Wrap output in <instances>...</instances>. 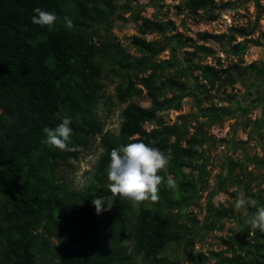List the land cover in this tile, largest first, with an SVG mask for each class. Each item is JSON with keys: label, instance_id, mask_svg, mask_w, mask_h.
I'll use <instances>...</instances> for the list:
<instances>
[{"label": "trees", "instance_id": "1", "mask_svg": "<svg viewBox=\"0 0 264 264\" xmlns=\"http://www.w3.org/2000/svg\"><path fill=\"white\" fill-rule=\"evenodd\" d=\"M162 1L146 6L157 10ZM247 1L259 6V0ZM36 7L55 13L53 26L32 23ZM142 8L138 0H0V264H181L163 255L172 245L185 253L193 245L188 236L197 232L198 221L186 210L199 207L208 189L210 150L218 143L242 148L231 139L215 140L210 130L237 116L232 126L242 122L245 131L250 124L243 118L262 106L251 134L264 133V90L245 85L248 75L264 67V62L258 67L243 61L250 46L260 42L251 38L255 29L231 26L221 34L198 32L193 39L170 19L140 16ZM232 9L228 0H183L173 7L183 19L205 22ZM66 18L74 25L70 30ZM129 21L137 26L129 43L135 56L111 35L116 22ZM259 35L264 40V33ZM209 43L224 59L215 57ZM164 53L167 57L160 58ZM106 78L115 81L116 102L124 105L116 133L104 131L98 113ZM238 84L245 90L236 99L228 91ZM143 96L148 107L131 102ZM219 96L228 105L213 101ZM185 99L192 100L190 112L168 123L162 113L180 112ZM57 113L71 117L69 147L79 150L61 151L46 142L43 129L61 122ZM136 137L169 157L159 174L165 180L172 176L175 187L161 183L155 202L134 204L116 196L110 210L97 214L93 198L111 195L106 171L111 150ZM95 138L102 152L83 187L73 189L61 168L78 161ZM230 165L239 174L222 169L216 175L205 204L211 217L204 218L201 230H222L221 221L232 214L231 208L212 206L217 194L232 190L236 198L243 190L257 205L241 208L245 215L234 220L237 235L223 241L222 251L205 259L197 255L194 264L212 259L214 264H264V232L246 223L264 207V177H255L241 162ZM255 165L264 168V158Z\"/></svg>", "mask_w": 264, "mask_h": 264}, {"label": "rangeland", "instance_id": "2", "mask_svg": "<svg viewBox=\"0 0 264 264\" xmlns=\"http://www.w3.org/2000/svg\"><path fill=\"white\" fill-rule=\"evenodd\" d=\"M151 0H138V3L143 6L140 10V16L146 18H157L162 20L170 19L174 22L179 32L184 35L190 36L195 39V35L198 32H207L211 34H221L227 31L231 26L244 27L247 30L255 29V33L251 35V38L258 40V45H251L246 55L243 57L244 65L256 63L260 66L261 62H264V40L259 35L264 33V0H259V6H255L252 2L247 0H228L230 1L233 9L222 14L220 19L215 22L205 21H192L189 18L183 19V16H177L173 7L178 5L183 0H163L157 10L146 6ZM225 0H216V2ZM129 15H124V18H128ZM257 21L258 25L255 26ZM181 24L187 29L183 32ZM112 37L115 38L116 42L120 44L122 48L127 50L131 55L135 56V51L129 45L132 37L137 36V26L132 21L123 23L116 22L113 29L111 30ZM148 40L154 39V35H148ZM240 40V39H238ZM207 47L211 48L215 54V57L224 59L221 53V49L213 43L206 44ZM167 53H164L160 58L165 59ZM207 62H211V59H207ZM248 81L245 85H253V89L256 92L264 90V67L253 75H248L246 78ZM105 85L104 97L100 100L98 113L101 116L104 131H110L116 133L118 125L120 123V112L124 108V105H119L115 99V81L110 82L107 78L102 80ZM244 85L238 84L234 90H229L230 94L235 95L236 99L242 97L244 93ZM226 99V98H225ZM223 96L215 98L213 101L219 105H228L221 101L225 100ZM254 99V97H252ZM142 107H148L149 101L146 96L131 101ZM192 100L185 99L182 102V109L180 112L170 111L168 113H162V116L168 123H172L177 115L189 113L192 108ZM237 116H233L231 119L225 121L222 126H215L210 130V134L215 140L226 139L233 140L237 145L242 148L229 147V144H217V147L210 150V160L207 166L208 172V189L202 192V198L197 202L199 207H189L186 210V214L190 218H195L198 221L197 232L188 236L192 240L193 245L186 249V253L182 246L172 245L164 253V257L172 260L176 257L181 264H194L195 257L202 255L203 258L209 257L210 253H219L225 247L223 241H228L231 236L237 235L238 224L234 223V220L243 218L245 212L242 209L237 210L235 208V199L230 194L232 190H227L220 194L215 195L212 198V206L218 209L220 206L223 209L231 208L232 214L226 219L221 221L223 226L222 230H216L214 232L206 234L205 231L201 230V224L206 216L211 217V213H207L205 210V204L208 197V192L214 186L215 177L221 172L222 169H226L228 172H232L234 175L239 174L238 170L230 165V162L236 163L241 162L248 166L247 170L251 171L255 177L262 175L264 177V168L257 169L255 163H258L264 158V133L251 134L252 126L251 122L256 119L262 118V106L254 109L247 118H243L246 122L249 121V126L245 131L242 129L243 123L234 127ZM149 128L148 126H145ZM234 127V128H233ZM102 152L99 145V138H95L93 141L92 148L82 154L78 161H70L69 165L61 168V175L63 176L64 182L73 189H80L87 181L88 174L91 172L98 156ZM260 178V177H259ZM260 183L256 181L252 183L254 189ZM264 189V186L262 187ZM186 225L190 228L191 222L186 221ZM191 229V228H190ZM215 260L206 261V264H214Z\"/></svg>", "mask_w": 264, "mask_h": 264}, {"label": "clouds", "instance_id": "3", "mask_svg": "<svg viewBox=\"0 0 264 264\" xmlns=\"http://www.w3.org/2000/svg\"><path fill=\"white\" fill-rule=\"evenodd\" d=\"M35 15L32 17V23L40 26L54 25L57 20L55 13L42 10L39 7L33 9ZM66 27L70 30L74 27L72 21L66 18ZM57 118L61 122L55 128L45 127L43 132L46 134V142L61 151H77L79 146L69 147L72 129L69 126L72 123L71 117ZM136 142H130L127 145L113 148L110 154V163L107 166V177L109 180L108 190L110 196H99L92 200L97 214L110 210L114 205V198L120 196L132 201L134 204L151 199L155 202L159 199L158 192L161 183H166L167 187L174 188L176 180L172 176L165 177L159 173L169 164V157L158 147L150 146L141 140L135 138ZM153 144L155 141L152 142ZM107 205L105 208L104 206ZM246 205L256 207L257 201L246 199L243 190H240L239 196L235 199V208L237 210ZM246 223L251 229H258L264 232V207L257 208L255 215L248 217Z\"/></svg>", "mask_w": 264, "mask_h": 264}]
</instances>
